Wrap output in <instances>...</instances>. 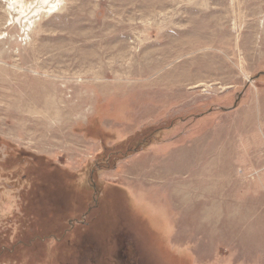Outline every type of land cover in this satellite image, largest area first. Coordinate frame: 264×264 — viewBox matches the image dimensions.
Returning a JSON list of instances; mask_svg holds the SVG:
<instances>
[{
  "label": "rangeland",
  "instance_id": "374dc122",
  "mask_svg": "<svg viewBox=\"0 0 264 264\" xmlns=\"http://www.w3.org/2000/svg\"><path fill=\"white\" fill-rule=\"evenodd\" d=\"M0 264H264V0H0Z\"/></svg>",
  "mask_w": 264,
  "mask_h": 264
}]
</instances>
